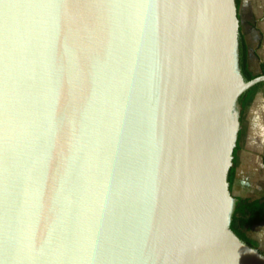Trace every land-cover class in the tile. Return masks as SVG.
<instances>
[{
  "label": "water",
  "instance_id": "water-1",
  "mask_svg": "<svg viewBox=\"0 0 264 264\" xmlns=\"http://www.w3.org/2000/svg\"><path fill=\"white\" fill-rule=\"evenodd\" d=\"M238 29L235 0H0V264H264L230 230Z\"/></svg>",
  "mask_w": 264,
  "mask_h": 264
},
{
  "label": "crops",
  "instance_id": "crops-1",
  "mask_svg": "<svg viewBox=\"0 0 264 264\" xmlns=\"http://www.w3.org/2000/svg\"><path fill=\"white\" fill-rule=\"evenodd\" d=\"M239 2V25L248 46L249 69L255 76L264 75V0ZM242 108L246 129L240 132L241 150L233 192L239 198L264 200V83L249 92ZM250 238L264 253V223L250 232Z\"/></svg>",
  "mask_w": 264,
  "mask_h": 264
},
{
  "label": "trees",
  "instance_id": "trees-1",
  "mask_svg": "<svg viewBox=\"0 0 264 264\" xmlns=\"http://www.w3.org/2000/svg\"><path fill=\"white\" fill-rule=\"evenodd\" d=\"M235 4L237 7V19L239 22V0H235ZM237 68L240 75L243 77V79L246 82H249L253 80L255 75L250 71L249 69V51L247 42L244 36V33L239 25L238 29V35H237ZM262 72L264 74V66L262 67ZM247 95L244 94L237 103L241 104V101L243 97ZM236 103V104H237ZM241 150L240 147V132L239 137L237 141V146L234 150V158H233V166L231 167V170L229 172L228 181L230 184V191L234 197V212L232 215V220L230 224V230L245 244L248 246L255 248L259 250L263 255L264 253L257 248L253 241L250 238V232L256 228L257 226L264 223V200L263 199H257L253 200L251 198H239L234 195L233 192V185L237 173V169L239 166V152Z\"/></svg>",
  "mask_w": 264,
  "mask_h": 264
},
{
  "label": "rangeland",
  "instance_id": "rangeland-1",
  "mask_svg": "<svg viewBox=\"0 0 264 264\" xmlns=\"http://www.w3.org/2000/svg\"><path fill=\"white\" fill-rule=\"evenodd\" d=\"M256 87V86H255ZM252 90V89H251ZM250 90V91H251ZM249 91V92H250ZM249 92H247V95H245L241 101V104H240V107H241V113H240V131L239 132H245V129H246V117L244 115V110H243V104H245L246 100H247V96L249 94ZM242 112H243V115H242Z\"/></svg>",
  "mask_w": 264,
  "mask_h": 264
}]
</instances>
